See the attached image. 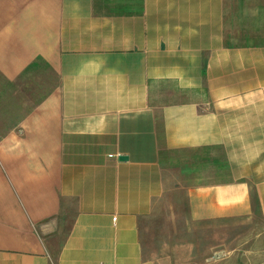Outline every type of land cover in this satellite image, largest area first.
<instances>
[{
  "label": "crops",
  "instance_id": "0c3cea01",
  "mask_svg": "<svg viewBox=\"0 0 264 264\" xmlns=\"http://www.w3.org/2000/svg\"><path fill=\"white\" fill-rule=\"evenodd\" d=\"M30 68L58 84L0 137V264H162L171 157L189 229L233 233L195 249L264 264V0H0V78Z\"/></svg>",
  "mask_w": 264,
  "mask_h": 264
},
{
  "label": "rangeland",
  "instance_id": "374dc122",
  "mask_svg": "<svg viewBox=\"0 0 264 264\" xmlns=\"http://www.w3.org/2000/svg\"><path fill=\"white\" fill-rule=\"evenodd\" d=\"M57 84L58 77L44 68L38 70L30 68L10 83L0 78V137L11 129H15L19 121ZM209 153L211 152H188L185 158L199 162L203 154H206L207 160ZM165 163V174L171 176L168 179L171 180V184L165 189L157 210L153 211L139 226L143 257L150 260H163L162 264H195L202 257L208 259L206 264H241V258L232 259V262L230 258L224 260L226 253L213 255L209 259V254L199 253L195 249L199 248L198 241L207 247L213 242L220 241L230 248L234 240L233 238L230 240L229 236H233V233L227 229L221 231L219 236L217 232L215 235L213 230L207 229L202 230L199 236L197 230L189 229L185 221L188 216L186 190L181 185L178 166L173 162V157ZM222 175H225L224 172ZM74 214L75 209L72 204L68 213L63 212L59 216V231L63 235L68 232ZM238 230L240 235L245 233L246 228L245 230L238 228ZM183 243L188 246L185 247Z\"/></svg>",
  "mask_w": 264,
  "mask_h": 264
},
{
  "label": "water",
  "instance_id": "95a60500",
  "mask_svg": "<svg viewBox=\"0 0 264 264\" xmlns=\"http://www.w3.org/2000/svg\"><path fill=\"white\" fill-rule=\"evenodd\" d=\"M119 160H121V161H122V160H127V157L120 156V157H119Z\"/></svg>",
  "mask_w": 264,
  "mask_h": 264
}]
</instances>
